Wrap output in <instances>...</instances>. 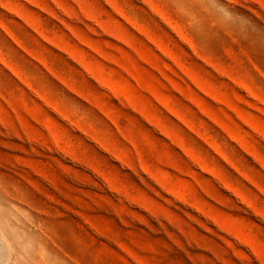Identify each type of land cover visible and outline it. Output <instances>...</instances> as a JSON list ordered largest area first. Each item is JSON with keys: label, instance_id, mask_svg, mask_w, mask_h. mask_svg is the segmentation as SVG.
Instances as JSON below:
<instances>
[{"label": "rangeland", "instance_id": "rangeland-1", "mask_svg": "<svg viewBox=\"0 0 264 264\" xmlns=\"http://www.w3.org/2000/svg\"><path fill=\"white\" fill-rule=\"evenodd\" d=\"M0 264H264V0H0Z\"/></svg>", "mask_w": 264, "mask_h": 264}, {"label": "bare ground", "instance_id": "bare-ground-1", "mask_svg": "<svg viewBox=\"0 0 264 264\" xmlns=\"http://www.w3.org/2000/svg\"><path fill=\"white\" fill-rule=\"evenodd\" d=\"M5 250V246H4V242L0 241V261L2 262L5 256L4 253Z\"/></svg>", "mask_w": 264, "mask_h": 264}]
</instances>
